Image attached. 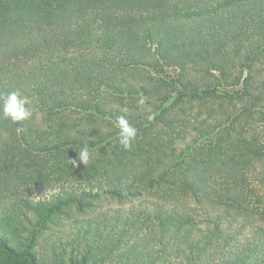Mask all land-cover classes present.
Listing matches in <instances>:
<instances>
[{"label": "trees", "instance_id": "trees-1", "mask_svg": "<svg viewBox=\"0 0 264 264\" xmlns=\"http://www.w3.org/2000/svg\"><path fill=\"white\" fill-rule=\"evenodd\" d=\"M11 92L32 116L0 106L8 260L78 264L93 236L100 262L264 264V0H0Z\"/></svg>", "mask_w": 264, "mask_h": 264}, {"label": "clouds", "instance_id": "clouds-1", "mask_svg": "<svg viewBox=\"0 0 264 264\" xmlns=\"http://www.w3.org/2000/svg\"><path fill=\"white\" fill-rule=\"evenodd\" d=\"M0 106H2V114L5 118H10L13 122L24 121L32 116L31 110L27 107L29 104L28 98L22 96L18 92H11L4 97H0ZM138 104L143 106L145 104L144 98L138 101ZM126 112L127 109H124ZM119 126L118 139L120 145L125 150H131L133 141L137 137V129L130 125L125 115H120L117 118ZM149 119H152L150 116ZM90 159V152L87 148H83L78 152L76 159H70L69 163L73 167H78L79 163L87 165ZM79 162V163H78Z\"/></svg>", "mask_w": 264, "mask_h": 264}, {"label": "rangeland", "instance_id": "rangeland-1", "mask_svg": "<svg viewBox=\"0 0 264 264\" xmlns=\"http://www.w3.org/2000/svg\"><path fill=\"white\" fill-rule=\"evenodd\" d=\"M168 72L167 73H169L170 75H174L176 72H175V70L174 69H168L167 70ZM105 205V207H117V205H116V203H114V202H108V203H105L104 204ZM70 227L71 226H69V228H68V222H63V224H62V226L60 227V230H56V231H59L60 233H59V235L61 236V238L59 239L58 238V236L59 235H57V234H53V236H52V239H54V241H55V243H57V245L58 246H62V247H65L66 246V248H69V247H67V244H68V241H69V237H71V238H76L77 237V235L75 234V232H76V230H70ZM66 228H68V229H66ZM81 233V232H80ZM51 233H49V232H47V233H45V234H43L40 238V240H38L40 243L42 242L44 245H46L45 247L44 246H42L41 244H39L40 246H41V248H40V253H42V258H44V254L45 255H47L48 254V252H49V248H48V243L52 240L51 238H49V235H50ZM82 235V234H81ZM80 235V237L79 238H82V236ZM69 236V237H68ZM90 241L92 242L91 244H92V249L91 248H89L88 246V250L86 249V250H84V248L82 249V250H80V249H77V250H73V253H70V254H72L76 259H78L79 260V263L78 264H102V263H108V262H110V261H113V262H117L118 264H121L122 262H121V260L120 261H118V258L120 257V253L122 252V251H120V252H118L119 254H116V256H115V259H116V261H114V259L113 258H111V256L109 257V258H107L105 261H103V262H100V261H98V257H101V255L102 254H105V253H103L102 251H101V249L102 248H96L94 245H95V239L93 238V236L90 238ZM131 239H130V241H129V243H131ZM76 242H77V240H75V243H74V247H75V245H76ZM79 243H80V245H81V243L83 244V241H82V239H80V241H79ZM44 247V248H43ZM84 247V246H83ZM116 250V247H114V251ZM51 257V256H50ZM68 257H69V255H68ZM98 261V262H97ZM116 263V264H117ZM0 264H20V262L19 261H17V260H8L6 257H5V255L4 254H2V253H0ZM110 264H114V263H110ZM129 264H132V263H129Z\"/></svg>", "mask_w": 264, "mask_h": 264}]
</instances>
